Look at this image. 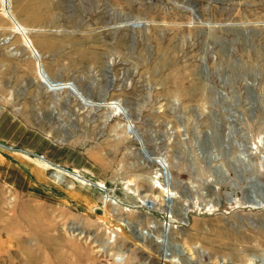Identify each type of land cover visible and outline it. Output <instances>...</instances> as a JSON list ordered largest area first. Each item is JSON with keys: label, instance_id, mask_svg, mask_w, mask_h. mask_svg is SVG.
I'll return each instance as SVG.
<instances>
[{"label": "rangeland", "instance_id": "rangeland-1", "mask_svg": "<svg viewBox=\"0 0 264 264\" xmlns=\"http://www.w3.org/2000/svg\"><path fill=\"white\" fill-rule=\"evenodd\" d=\"M2 1L0 264H264V0Z\"/></svg>", "mask_w": 264, "mask_h": 264}, {"label": "crops", "instance_id": "crops-1", "mask_svg": "<svg viewBox=\"0 0 264 264\" xmlns=\"http://www.w3.org/2000/svg\"><path fill=\"white\" fill-rule=\"evenodd\" d=\"M0 142H2V143H4L5 144V140L4 139H0ZM2 146H0V148H1ZM1 157H2V155H0V164L1 163H3V161H2V159H1ZM21 175L18 177V179L16 180V181H14V180H12V182H11V184H13L15 187H19V188H21V187H24V186H22L21 184L22 183H26V186L27 187H30L31 189H33L34 188V186H33V183H32V181H31V178H27L22 172H19ZM37 180H39L38 178H37ZM37 181H35V183H36ZM26 187V188H27ZM28 189V188H27ZM31 189H28V190H31Z\"/></svg>", "mask_w": 264, "mask_h": 264}, {"label": "bare ground", "instance_id": "bare-ground-1", "mask_svg": "<svg viewBox=\"0 0 264 264\" xmlns=\"http://www.w3.org/2000/svg\"><path fill=\"white\" fill-rule=\"evenodd\" d=\"M2 3H3V6H4V9L6 8V6H7V0H3L2 1ZM14 24H15V29H19L20 27H22V25L18 22V21H15L14 20ZM23 28V27H22ZM25 40H26V43H27V45L30 47V48H32V44L30 43V41H29V39L27 40V37H25ZM32 45V46H31ZM33 49V48H32ZM65 84V83H64ZM68 85V84H67Z\"/></svg>", "mask_w": 264, "mask_h": 264}]
</instances>
